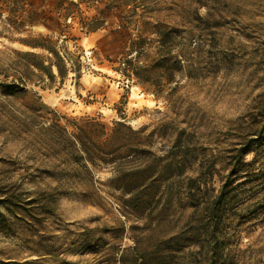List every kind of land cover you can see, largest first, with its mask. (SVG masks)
I'll use <instances>...</instances> for the list:
<instances>
[{
  "label": "rangeland",
  "instance_id": "374dc122",
  "mask_svg": "<svg viewBox=\"0 0 264 264\" xmlns=\"http://www.w3.org/2000/svg\"><path fill=\"white\" fill-rule=\"evenodd\" d=\"M85 121L173 152L164 212L139 218L110 165L74 157ZM224 182L214 264H264V0H0V264H205L160 241Z\"/></svg>",
  "mask_w": 264,
  "mask_h": 264
},
{
  "label": "trees",
  "instance_id": "16d2710c",
  "mask_svg": "<svg viewBox=\"0 0 264 264\" xmlns=\"http://www.w3.org/2000/svg\"><path fill=\"white\" fill-rule=\"evenodd\" d=\"M46 50L56 56L53 49L46 48ZM53 65L58 70L60 69L57 64ZM41 67H43L40 68L42 71H47L50 74V66ZM6 87L17 88V85L11 83L6 84ZM74 127L76 133H70L72 137L70 145L72 147L78 146L79 149V153L74 157L77 160L88 162L92 166L97 162L110 165L114 171L116 187L129 195L128 199L123 200V204L129 207L133 211L132 213L142 218L145 209L152 211L153 208L161 205L164 212L170 206L174 196L169 190L168 184L174 174H182V163L174 164L171 161L174 156L172 151L164 158L156 156L148 149L151 144L148 135L142 136V130H135L120 121L114 123L109 133L105 131L104 125L91 121H85L80 126ZM247 152L248 150L239 148L237 155L242 159ZM233 174L235 171L231 168L227 177ZM190 181L192 182V179ZM225 186V182L221 184L217 195L198 210L196 220L190 222L185 228L186 230L160 241L163 248L181 251L184 243L196 242L198 247L205 249L204 252L211 251L212 253L209 261L205 264H214L216 261L214 256L217 255V249L220 245L215 237L216 230L224 222L227 211L225 204L229 200ZM161 187L164 189L160 190ZM191 187L187 184L188 198L192 201L194 208H198L195 193L191 191ZM0 204L5 205L10 214L13 213L11 210V206L14 205L13 198L9 196L2 198ZM7 223L8 218L0 212V231L5 229ZM133 252L135 255H137L136 253L139 254V247H135ZM140 258L143 262L145 256H140Z\"/></svg>",
  "mask_w": 264,
  "mask_h": 264
}]
</instances>
